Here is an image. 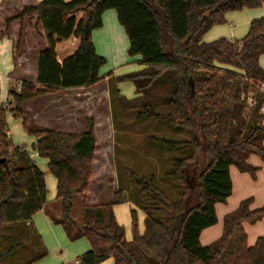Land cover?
<instances>
[{
  "label": "trees",
  "instance_id": "16d2710c",
  "mask_svg": "<svg viewBox=\"0 0 264 264\" xmlns=\"http://www.w3.org/2000/svg\"><path fill=\"white\" fill-rule=\"evenodd\" d=\"M264 0H39L26 4L3 18L5 29L12 20L20 26L15 39L18 50L25 17L35 14L43 29L45 46L37 54L35 81L23 80L18 90H10L12 105L0 102V239L7 223L25 222L46 202L43 171L29 151L13 144L6 111L21 116L22 101L60 88L88 86L101 80L100 68L106 62L96 52L92 31L102 25V14L114 9L127 39L129 57L143 67L116 80H130L135 89L131 98L110 87L121 110H136V118L164 120L185 131L184 141L155 138L166 145L184 143L190 153L172 159L167 175L181 185L178 199H170L153 184L151 177L125 168L130 183L143 196V230L137 228L136 210H130V239L113 211L122 202L120 189L115 199L85 204L80 217L70 216L73 197L85 193L92 173L95 137L92 119L80 133L49 128L30 130L36 137L32 148L46 158L48 171L56 178V199L60 218L76 228L75 237H84L89 248L78 257L80 264H99L107 258L112 264H264V237L248 245L243 222L255 223L264 215V202L250 207L252 197L242 199L223 216L221 234L209 244H201V231L217 222L215 203L231 193L229 166L255 178L257 166L247 161L250 154L264 157V112L260 86L264 69V15L249 21L239 39L219 37L204 41V34L225 22V14L261 5ZM74 36L76 49L57 60L55 45ZM108 75V73H107ZM111 80V79H110ZM254 98L248 118L241 94ZM156 106H169L157 112ZM252 109V108H251ZM199 162L200 167H191ZM118 172V171H117ZM163 213L164 220L153 216ZM18 243L0 249L2 258ZM35 255L30 261L42 256ZM65 264V263H59Z\"/></svg>",
  "mask_w": 264,
  "mask_h": 264
},
{
  "label": "crops",
  "instance_id": "0c3cea01",
  "mask_svg": "<svg viewBox=\"0 0 264 264\" xmlns=\"http://www.w3.org/2000/svg\"><path fill=\"white\" fill-rule=\"evenodd\" d=\"M36 1L39 0H0V102L4 104L7 109H10L12 107V105L9 103L11 99V95L9 91L18 90L16 88L17 82H22L23 80H28L32 82L35 81L36 72H37V54L38 51L45 46V39L41 25L35 22L36 15L33 14L31 17H25L22 22V28H23L22 40L19 49L16 50L15 39L18 34L20 21L19 20L10 21L7 29L4 30L5 24L3 23V18L12 15L14 12L21 9L23 5L33 4ZM107 10H105L102 14L103 21L101 27L94 29L91 33L95 47L97 43L96 40L97 41L99 40L100 42L99 34L102 31L106 32V29L104 28L100 30V28H102L105 24L104 19L106 16L111 21L112 26L110 28L116 34L117 32H120L119 25L114 21L113 15L111 13H107L110 12ZM263 15H264V3L256 7L243 8L239 11L226 13L225 14L226 18L231 17L237 19L239 21L238 22L239 24H233L232 22L229 21L227 22V24L224 23L222 25H217V24L213 25L204 34L203 40L211 41L219 37L239 39L246 34L248 30L249 21L252 18ZM63 40L66 44V47L68 48V51L72 53L76 49V46L78 45V39L74 36H70ZM57 44L58 42L55 45V51ZM107 45H108V41H107ZM99 53L101 55L103 51ZM56 56L59 62H61V60L65 57V56L59 57L57 55V52H56ZM138 57H139L138 55L130 57L129 59H134V60L128 64H126L125 63L126 61L122 60L123 58H121L120 61L118 62L119 64H117L115 68L110 70V72L115 73L118 70H120L119 74L122 75L142 68L143 65L135 61V59H137ZM259 64L264 67V64H262V62L259 61ZM101 69L102 68H100L101 75L103 74L105 76L94 84L88 86L60 88L52 92H47L45 94L34 96L22 101L20 104V111H21L20 117H16L14 111L7 110L6 122L13 144L23 145L29 151L30 156L37 164V157H41V156H39L37 154V151H35L32 148V144L35 141L36 137L29 133L30 130L49 128L60 132L80 133L86 126L87 123L86 118L92 119L93 122L92 131L95 137V149L92 157L91 175L93 176L96 166L100 169L107 170L110 165L109 162V160L111 159L110 152L112 154L114 150V148L112 150L111 147V144L113 143V139H114V125L112 122L111 107L109 111L110 115L107 120L105 119L107 116L103 115L104 116L103 118L102 116H100L101 113H96V115L93 114V112L98 110L94 107L92 108L91 105L92 104L95 105L97 101H101L105 98L106 99L109 98L110 100H115V99L113 98V95L111 94L110 91V83H109L110 77H108L107 75L108 72L107 71L102 72ZM7 77H9V79ZM105 80H107V82H105ZM108 83H109V87H107ZM132 86H133L132 89V97H133L135 95V89H134V85ZM118 91L119 94H122L124 96L126 95L129 96L128 94L130 92L129 89L123 92L121 87H119ZM65 93L71 94V100L67 101L66 98H63V100L61 101L60 94H65ZM45 97L47 98L46 99L47 102L40 101L42 98ZM67 102H69L68 104H70V106L71 107L73 106L74 108V120H71V117L63 113V111L60 109V107L62 105H65ZM114 104H115L114 107L116 109L117 107L120 109V107L117 105L116 100ZM86 111L90 113H86ZM97 133L101 134L100 142L98 140ZM99 143L101 145H104V148L103 151L97 157L96 155L98 152ZM106 145L108 146L107 148ZM263 145H264V141H263ZM257 156L258 155L256 154H250L247 158V161L249 163L258 167L256 171L257 175L255 176L256 177L255 179L259 180L260 182L258 185L254 186V188L257 189L256 190L257 192L259 190L258 192L259 194L255 196H252L250 194V196H248V197H252V202L250 204L251 208L257 207L264 202V157L261 159ZM38 167L44 173V179L47 189L46 202L43 204L42 208L36 211L27 221L8 223V225H4L2 236L0 239V249L9 244H13V243L19 244V246L16 247V249H14V251L9 255H12L19 250H24L26 251V253H28L29 256H25L21 260V264H32L45 257L48 253V248L54 246L52 243L53 240L51 239L50 236L51 233L58 234L61 233L60 232L61 230H64L61 222L53 223L50 220V217H54L56 220H58L61 216L59 200L56 199V178L53 174H51L48 171L46 158L42 157V160L41 162H39ZM232 167L233 165L229 166L230 178H232L231 177ZM112 169L116 173L117 169L114 164ZM47 171L49 173H47ZM242 173L249 175L247 172H242ZM234 188L235 185L232 183L230 194L233 193ZM250 191L252 192L253 190ZM98 197L99 196L96 189L93 192L91 191L89 192V184H88V188L85 193L77 194L73 197L72 208L70 211L71 218L74 220L79 219L83 205L96 204L104 201V200H99ZM77 198L79 199L76 209L77 216L76 218H74L72 217V212L74 210V204ZM242 199L244 198H239V202ZM218 203L219 202L215 203V207L217 206ZM238 203L236 204V206L238 205ZM236 206H232L231 209L226 210L222 214V221H223V216L227 212L233 210ZM113 211L116 216L115 204L113 205ZM215 212H216V208H215ZM211 226L204 228L199 235L200 243L203 245L209 244L207 242L210 241V239H214L215 237L217 238L221 234V233L218 234L219 232L216 231L215 233L208 232V228ZM243 228L247 236L248 245H252L258 236L264 237V215L261 219L257 220L255 223L243 222ZM202 234H204L205 237H207L208 239L207 241L206 240L202 241L201 239ZM28 236H30V240L33 241L35 240L36 236L38 237L37 243H33V241H30L33 244L32 245L33 250L26 249L29 243ZM76 248H77V252L75 253V255L77 256L75 260L78 261L79 255L89 248V244L86 238L85 241H81L77 243ZM44 251L45 253L42 254V256L38 257L35 260L30 261V259L33 256L40 255ZM6 256H4L3 258H5ZM109 259H110V264H112L111 258H107L99 264H107L106 262ZM75 260H74L75 264L80 263L79 261L75 262Z\"/></svg>",
  "mask_w": 264,
  "mask_h": 264
},
{
  "label": "rangeland",
  "instance_id": "374dc122",
  "mask_svg": "<svg viewBox=\"0 0 264 264\" xmlns=\"http://www.w3.org/2000/svg\"><path fill=\"white\" fill-rule=\"evenodd\" d=\"M107 11H110L107 13H111L113 15L114 21L119 25L120 32H117L116 34L110 28L112 26L111 21L106 16L104 19V26L100 28V30H102L103 28L106 29V32L102 31L99 34L100 42L99 40H96L97 43L95 47L98 53L103 51L101 55L104 56L106 59V62L101 67V71L108 72V77H110L111 79L109 81L110 87L114 85L118 88L121 87L123 92L129 89V96L126 95V97L131 98L133 89L132 82L127 79L116 80L115 78L121 75L119 74L120 70H118L117 72L114 71L115 73L110 72V70H112L113 68H115V66H117V64H119L118 62L121 58H123L122 60L126 61V64L131 63L134 59H129L130 57L127 54L128 39L122 25L117 20L115 10L109 9ZM232 12L234 11H229L227 13ZM229 21L233 24H239V21L237 19L231 17L226 18V21L224 23L227 24V22ZM224 23L217 25H222ZM55 52H57V55L59 57L67 56L70 54L64 40L58 41ZM259 61L264 64V55H261L259 57ZM262 68L264 69L263 66ZM105 82H107V80H105ZM109 83L107 87H109ZM63 98H66L67 101H69L71 100V94H60L61 101L63 100ZM46 99L47 98L45 97L42 98L40 101L47 102ZM68 103L69 102H67L65 105H62L60 109L63 111V113L70 116L71 120H74V108L73 106L71 107ZM114 103L115 100L105 98L101 101H97L95 105H91L92 108L94 107L98 110L93 112V114L96 115V113H101L100 116H102V118L104 117L103 115L107 116L105 118L107 120L110 115L109 111L111 107L112 122L114 125V139L113 143L111 144V147L112 150L113 148L114 150L112 154L109 150L111 159L109 160L110 165L107 170L100 169L97 166L95 167L94 174L90 177L89 192H93L96 189L99 196V200L107 201L115 199V197L113 196L114 190H121L120 196L122 197V202L115 204L116 216L118 219L117 221L124 226L125 238L130 239L132 236L130 210L133 208L136 210L137 228L139 231H142L144 213L140 209V205L144 203V200L143 196L139 194L137 188H135L128 180V177L125 173V168L132 169L140 175L151 177L153 180V184L157 188L163 191L170 199L175 200L178 199L180 196L181 185L176 179L167 175L166 172L172 166V159L187 156L190 153V149L189 146L184 143L166 145L154 140L155 138H158L169 141H184L187 139V136L182 128H179L178 126L173 124H169L164 120H153L147 118L138 119L136 118L135 109L121 110L118 107L116 109L114 107ZM154 109L157 112H169V110H171L169 106H156ZM252 112L253 106L244 107L243 113L244 115H247L248 118L251 117ZM86 113L90 112L86 111ZM87 120L88 118H86V121ZM97 136L100 142L101 134L97 133ZM107 147L108 146L106 145V148ZM103 148L104 145H101L99 143V148L96 155L97 157L103 151ZM41 160L42 157H37L38 165ZM113 164L115 165L118 171H116V173L112 169ZM191 167L197 168L198 171L200 163L197 162L193 164V166L190 165V168ZM231 170V180L232 183L235 185L234 191L232 194H230L226 201L219 202L215 207L218 221L208 228V232L215 233L216 231L219 232L218 234H220L222 229V214L226 210L231 209L232 206H236V204L239 202V198L248 197L250 196V194L252 196L259 194V190L257 192V189L254 188L255 185H258L260 183L259 180L255 179L256 177L252 178L250 175L240 172L238 169L235 168V166H233ZM47 173L49 172L47 171ZM250 190L253 191L251 192ZM78 202L79 199L77 198L75 200L74 210L72 212V217L74 218H76L77 216L76 209ZM153 216L158 217L159 220H164L163 213H155L153 214ZM50 220L53 223L61 222L64 230H61V233L58 234L51 233L50 236L53 240L52 243L54 246L48 248V253L45 257L32 264H59L62 262L65 264H75L74 260L77 256L75 255V253L77 252L76 244L81 241H85V238H81L80 236L79 238L75 237L77 234L76 228H70L66 226L65 223L61 220L57 221L54 217H50ZM5 225H8V223ZM201 239L202 241L208 240L204 234H202ZM214 239H210V241H208L207 243L212 242V240ZM28 240L29 243L26 249L33 250V244L32 242H30L33 240H30V236H28ZM37 240L38 237L36 236L33 243H37ZM25 256H29L28 253H26V251L24 250H19L12 255H8L5 258H2L1 261L3 264H21V260ZM106 263L110 264V259Z\"/></svg>",
  "mask_w": 264,
  "mask_h": 264
},
{
  "label": "built area",
  "instance_id": "2783aa9c",
  "mask_svg": "<svg viewBox=\"0 0 264 264\" xmlns=\"http://www.w3.org/2000/svg\"><path fill=\"white\" fill-rule=\"evenodd\" d=\"M227 39H230V38H227ZM7 78L9 79V77ZM20 85H21V82H17L16 88L19 89ZM260 90H261L260 92L262 93V102L259 106V112L262 113L264 112V85L260 86ZM240 96L241 98L245 99V102H246L245 104L247 107H251L254 104V98L250 93H248L247 95L241 94ZM75 262H78V261L75 260Z\"/></svg>",
  "mask_w": 264,
  "mask_h": 264
}]
</instances>
